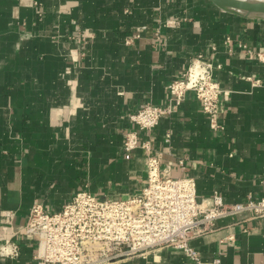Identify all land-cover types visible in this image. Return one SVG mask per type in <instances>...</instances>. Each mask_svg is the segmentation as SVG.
<instances>
[{
    "label": "crops",
    "instance_id": "0c3cea01",
    "mask_svg": "<svg viewBox=\"0 0 264 264\" xmlns=\"http://www.w3.org/2000/svg\"><path fill=\"white\" fill-rule=\"evenodd\" d=\"M199 53L222 65L214 78L223 128L211 127L188 91L153 129L162 169L195 178L200 198L260 199L264 19L209 0H0V247H21L0 253V264H37V245L23 234L35 203L54 212L82 188L98 198L140 192L145 152L123 146L130 115L169 105L168 84ZM191 244L204 264H264V215L220 218ZM112 264L196 263L164 247Z\"/></svg>",
    "mask_w": 264,
    "mask_h": 264
},
{
    "label": "built area",
    "instance_id": "2783aa9c",
    "mask_svg": "<svg viewBox=\"0 0 264 264\" xmlns=\"http://www.w3.org/2000/svg\"><path fill=\"white\" fill-rule=\"evenodd\" d=\"M230 40L227 37V42ZM259 57L264 61V56ZM190 64L182 77L168 84L169 105L146 103L130 115L134 127L125 135L124 149L133 152L142 148L147 165L148 180L139 193L129 198H98L82 188L59 211H48L43 203L31 207L23 234L37 245V264H112L164 247L178 248L196 264H204L191 244L195 236L214 229L220 218L244 211L264 215V196L228 202L215 191L200 198L195 178L173 176L162 169L153 129L183 104L188 91L201 101L211 127L223 128V89L214 78L215 69L222 65L206 60L202 53ZM20 250L18 242L0 247L2 255L17 256Z\"/></svg>",
    "mask_w": 264,
    "mask_h": 264
},
{
    "label": "water",
    "instance_id": "95a60500",
    "mask_svg": "<svg viewBox=\"0 0 264 264\" xmlns=\"http://www.w3.org/2000/svg\"><path fill=\"white\" fill-rule=\"evenodd\" d=\"M220 9L247 18L264 19V0H209Z\"/></svg>",
    "mask_w": 264,
    "mask_h": 264
}]
</instances>
